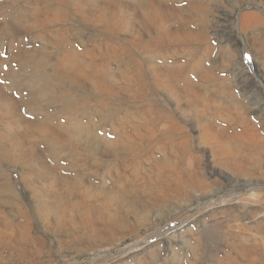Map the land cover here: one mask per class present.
Segmentation results:
<instances>
[{
  "label": "rangeland",
  "instance_id": "374dc122",
  "mask_svg": "<svg viewBox=\"0 0 264 264\" xmlns=\"http://www.w3.org/2000/svg\"><path fill=\"white\" fill-rule=\"evenodd\" d=\"M253 262L264 0H0V264Z\"/></svg>",
  "mask_w": 264,
  "mask_h": 264
},
{
  "label": "bare ground",
  "instance_id": "6f19581e",
  "mask_svg": "<svg viewBox=\"0 0 264 264\" xmlns=\"http://www.w3.org/2000/svg\"><path fill=\"white\" fill-rule=\"evenodd\" d=\"M144 2V1H143ZM190 3V2H189ZM165 4V3H164ZM166 4H167V2H166ZM161 5V4H160ZM193 4H191L190 6H192ZM165 6V5H164ZM172 6V5H171ZM161 7V6H160ZM143 8H145V7H143ZM169 8V7H168ZM171 8V7H170ZM169 8V9H170ZM175 8V7H174ZM194 8V7H193ZM146 9V8H145ZM161 9V8H160ZM163 10L165 9V7L164 8H162ZM161 9V10H162ZM191 9V8H190ZM140 10H142V9H140ZM179 10V9H178ZM174 11V10H173ZM163 12V11H162ZM165 12V11H164ZM181 12V11H180ZM142 12H140V14H141ZM172 14V13H171ZM143 15V14H142ZM147 15H145L144 14V16H142L143 17V19H144V21L146 20L145 19V17H146ZM163 16H164V14H163ZM177 16V15H176ZM185 17V16H184ZM244 19H245V17H244ZM166 20V19H165ZM257 20V19H256ZM253 21V20H252ZM158 22V21H157ZM160 22V21H159ZM255 22V21H254ZM259 22V21H258ZM157 26V25H156ZM173 29V28H172ZM174 30V29H173ZM195 33V32H194ZM168 35H169V32H168ZM167 38V37H166ZM172 39L173 38H175V37H171ZM175 40V39H174ZM209 76V75H208ZM193 86V85H192ZM222 87V86H221ZM226 87V86H225ZM189 88V87H188ZM187 88V89H188ZM224 88V87H223ZM190 89V88H189ZM194 90V89H193ZM226 90V89H225ZM186 93V92H185ZM207 93V92H206ZM205 93V94H206ZM195 94V93H194ZM190 102V101H189ZM230 102H231V100H230ZM230 102H228L229 103V105H231L232 103H230ZM225 103V102H224ZM224 103H223V105H224ZM227 103V102H226ZM226 106V105H225ZM230 107V106H229ZM229 109V108H228ZM238 115V114H237ZM240 115V114H239ZM192 118L194 119V117L192 116ZM197 118V117H196ZM238 118H240V117H238ZM196 120V119H195ZM188 125H190V124H188ZM211 125V124H210ZM203 126V125H202ZM205 128V127H204ZM212 128H213V126H212ZM216 128V127H215ZM205 129H207V127L205 128ZM202 130V129H201ZM200 130V131H201ZM216 129H214V131H215ZM247 130V129H246ZM215 133V132H214ZM202 134V133H201ZM200 134V135H201ZM227 134V133H226ZM243 134H244V132H243ZM249 134H250V132H249ZM252 134V133H251ZM218 135V134H217ZM246 135V134H245ZM210 136H212V135H210ZM219 137H220V135H218ZM224 136V135H223ZM222 136V137H223ZM202 137H204V138H206V139H209L210 137H209V135L208 134H206V135H203ZM233 137V136H232ZM239 137H241V136H239ZM243 137V136H242ZM246 137V136H245ZM221 138V137H220ZM227 138H228V136H227ZM226 138V139H227ZM258 138V137H257ZM216 140V139H215ZM231 140H233V139H231ZM217 141V140H216ZM233 142V141H232ZM220 143V142H219ZM218 143V144H219ZM251 143V142H250ZM221 145V144H220ZM246 145V144H245ZM216 146V145H215ZM222 147V146H221ZM220 147V148H221ZM239 151H240V147H239V145L238 144H231L230 146H227V147H225L224 149H223V151H222V154L224 155V156H226V157H232L233 155H237L238 153H239ZM221 226V225H220ZM221 230V229H220ZM219 230V231H220ZM222 235V234H221ZM235 248V247H234ZM244 248V247H243ZM236 249V248H235ZM238 249V248H237ZM240 249V248H239ZM238 249V250H239ZM245 249V248H244ZM247 249H249V248H247ZM242 250L243 249H241V251L240 252H242ZM246 250V249H245ZM236 251V250H235ZM246 252V251H245ZM234 254V253H233ZM236 254V253H235ZM225 256H227L226 254H225ZM229 256V255H228ZM235 256V255H234ZM239 256V255H238ZM214 257V256H213ZM243 257V256H242ZM257 257H254V259H256ZM240 259V258H239ZM238 259V260H239ZM244 259V258H243ZM254 259H253V261H254ZM251 260V259H250ZM233 262V261H232ZM258 262V261H257ZM241 263H243V261L241 262ZM254 264H255V262H253ZM252 263V264H253ZM233 264V263H232ZM260 264V263H259Z\"/></svg>",
  "mask_w": 264,
  "mask_h": 264
}]
</instances>
